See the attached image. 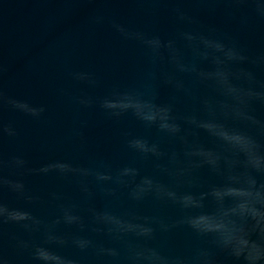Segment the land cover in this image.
I'll return each mask as SVG.
<instances>
[{"label":"water","instance_id":"95a60500","mask_svg":"<svg viewBox=\"0 0 264 264\" xmlns=\"http://www.w3.org/2000/svg\"><path fill=\"white\" fill-rule=\"evenodd\" d=\"M0 264H264V0H0Z\"/></svg>","mask_w":264,"mask_h":264}]
</instances>
